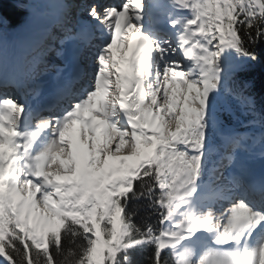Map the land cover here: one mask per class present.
Here are the masks:
<instances>
[{"label":"snow or ice","instance_id":"obj_1","mask_svg":"<svg viewBox=\"0 0 264 264\" xmlns=\"http://www.w3.org/2000/svg\"><path fill=\"white\" fill-rule=\"evenodd\" d=\"M20 3L17 28L0 16V264H264V0Z\"/></svg>","mask_w":264,"mask_h":264},{"label":"trees","instance_id":"obj_2","mask_svg":"<svg viewBox=\"0 0 264 264\" xmlns=\"http://www.w3.org/2000/svg\"><path fill=\"white\" fill-rule=\"evenodd\" d=\"M23 8H25V4L20 3V0H0V16L8 21L10 28L18 27L23 23L27 14ZM257 50L262 56V61L260 65H257L252 70L250 77L259 84L261 81H264V45H261ZM134 207L138 210V215L136 217L137 223H141L146 216V209L143 204L135 205ZM68 247H70V245L66 243V251ZM61 259H63V257H61ZM137 260L138 264H147L145 256L143 255L139 256Z\"/></svg>","mask_w":264,"mask_h":264},{"label":"bare ground","instance_id":"obj_3","mask_svg":"<svg viewBox=\"0 0 264 264\" xmlns=\"http://www.w3.org/2000/svg\"><path fill=\"white\" fill-rule=\"evenodd\" d=\"M128 54V53H127ZM241 125L247 124V121H244V123H240ZM239 124V125H240ZM251 165V171L255 174L259 173L257 178L264 176V157H262V154L256 157L255 160L249 161Z\"/></svg>","mask_w":264,"mask_h":264},{"label":"rangeland","instance_id":"obj_4","mask_svg":"<svg viewBox=\"0 0 264 264\" xmlns=\"http://www.w3.org/2000/svg\"><path fill=\"white\" fill-rule=\"evenodd\" d=\"M9 26V25H8ZM10 28V27H9ZM10 29H15V28H10ZM125 53V51L123 50V49H121L118 53H117V55H122V54H124ZM238 119H239V121H241L242 123H244V121H247L246 119H245V117L243 116V115H239L238 116ZM240 124V123H239ZM239 124H236V127L238 128V130L241 132V133H246L247 132V124H244V125H239ZM262 154V150L260 149V148H257V150H256V152H255V154H254V157L251 159V161H253V160H255L256 159V157H258L259 155H261ZM0 259H2V258H0Z\"/></svg>","mask_w":264,"mask_h":264}]
</instances>
